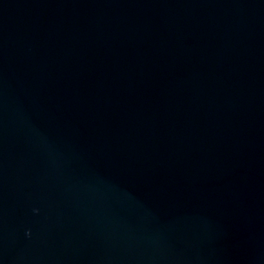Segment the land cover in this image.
I'll list each match as a JSON object with an SVG mask.
<instances>
[{
  "label": "water",
  "instance_id": "95a60500",
  "mask_svg": "<svg viewBox=\"0 0 264 264\" xmlns=\"http://www.w3.org/2000/svg\"><path fill=\"white\" fill-rule=\"evenodd\" d=\"M0 264H264V0H0Z\"/></svg>",
  "mask_w": 264,
  "mask_h": 264
}]
</instances>
